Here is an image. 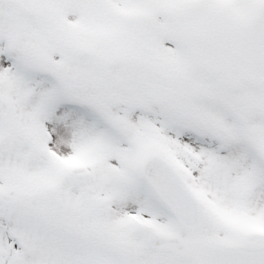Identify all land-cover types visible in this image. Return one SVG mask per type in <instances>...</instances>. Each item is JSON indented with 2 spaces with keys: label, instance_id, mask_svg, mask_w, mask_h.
Wrapping results in <instances>:
<instances>
[{
  "label": "snow or ice",
  "instance_id": "6c2138e0",
  "mask_svg": "<svg viewBox=\"0 0 264 264\" xmlns=\"http://www.w3.org/2000/svg\"><path fill=\"white\" fill-rule=\"evenodd\" d=\"M0 264H264V0H0Z\"/></svg>",
  "mask_w": 264,
  "mask_h": 264
}]
</instances>
